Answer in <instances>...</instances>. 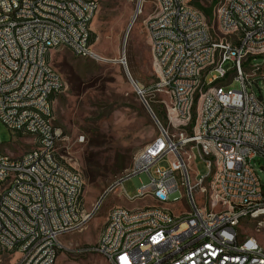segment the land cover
I'll return each mask as SVG.
<instances>
[{"label": "built area", "instance_id": "2783aa9c", "mask_svg": "<svg viewBox=\"0 0 264 264\" xmlns=\"http://www.w3.org/2000/svg\"><path fill=\"white\" fill-rule=\"evenodd\" d=\"M173 1L156 0V12L146 21L154 69L158 81L191 88L192 98L181 100V94L156 90L155 83L149 89L170 94L168 121L189 132L188 141H193L209 173L193 183L184 143H178L157 118L156 147L148 143L142 148L133 165L106 191L115 186L126 191L127 179L142 177L141 191L129 195V200L150 202L146 207H113L103 238L93 246L67 248L61 238L81 231L72 230L65 204L72 194H80L78 215H84L85 175L63 160L60 144L68 136L61 126L38 129L37 121H55V115L47 113L48 99L65 90L62 74L50 70L51 54L75 48L77 56L99 58L91 43L96 2L0 0V120L16 137L28 136L32 143H40L39 152L14 156L5 151L0 138V181L11 188V195H4V203L11 204L10 214H3L0 203V253L11 256V264H17L20 253H27V264H54L56 251L63 249L95 251L109 264H264V234L250 242L251 224H239L243 214L264 212V184L253 166L257 158H264V65L252 63L264 54L258 53L264 19H257L264 0H235L225 3L224 12H215L220 31L237 38V46L229 47V52H222L228 40L215 37L206 17L199 15L198 28H191L192 13L175 15ZM137 10L142 11V1ZM201 24L209 25L211 36L200 34ZM166 29L179 33L184 49L167 41ZM196 46H203L204 56L196 55ZM190 57L211 58V65H190ZM174 60H181V67H174ZM239 64H248L246 74H238ZM196 79H203L202 87H194ZM222 79L238 80L242 87L230 92L222 87ZM134 86L144 97V87ZM199 89L197 116L190 126ZM210 95H217L216 104H207ZM18 110H25V117H18ZM37 111H44V118H37ZM27 121H35L33 134L21 133ZM78 141L84 139L79 136ZM220 144H227V151H220ZM216 152L225 155L223 188L208 193L207 186L206 195H199L200 185H206L215 170ZM166 159L167 166L162 164ZM27 176H35V183H27ZM230 176H238V186H230ZM182 186H197L195 204H188ZM13 190H20V201L12 200ZM24 192H32V203H24ZM181 198L188 208L180 214L161 209V202L176 203ZM41 212H51V220H41ZM159 222L173 223V230H160ZM27 233H35V240L26 241ZM14 234H23L20 251L4 252ZM169 255H176L175 263H168Z\"/></svg>", "mask_w": 264, "mask_h": 264}, {"label": "rangeland", "instance_id": "374dc122", "mask_svg": "<svg viewBox=\"0 0 264 264\" xmlns=\"http://www.w3.org/2000/svg\"><path fill=\"white\" fill-rule=\"evenodd\" d=\"M139 1H142V11L133 22ZM196 1L209 5L213 0ZM186 2L191 4L190 0ZM221 2L222 0H217L214 13L218 12ZM97 3L98 13L92 22V47L101 58L77 56L66 48L51 54L53 66L65 80V90L57 96L55 104L54 122L61 126L68 136V139L61 142L60 152L67 164L84 173L86 206L91 211L95 210L84 230L61 238L67 248L95 245L113 207H146L147 202H150L148 199L130 201L120 187L106 191L133 165L136 154L158 135L155 106H160L168 112L172 101L167 93L169 91L155 92L149 89L155 83V89L158 90L156 84L159 82L146 25V21L156 12V0H97ZM211 26L218 40L234 39L233 36L220 31L215 15ZM252 63L264 65V54L257 55ZM244 66L248 67V64ZM133 82L144 87V97L138 94ZM202 86L203 79H200L197 87ZM241 87L240 81L233 80L225 89L240 90ZM256 91L259 93L257 88ZM201 92L202 89H199L195 98V120ZM261 94L264 98L263 86ZM165 127L178 140L189 136L185 127H172L170 121ZM79 136H84V141H78ZM0 138L5 151L14 156L33 147L28 136L16 137L1 120ZM184 149L189 156L190 173L195 183L208 175L209 170L193 143L184 144ZM162 164L167 166L168 160H164ZM253 166L264 184V158H257L253 161ZM215 173L216 168L210 174L206 185L199 189V195H206L207 186L208 193H214L211 183ZM138 180L139 177L134 176L124 182L129 195H135ZM181 189L183 191V188ZM187 208L185 198L167 204V209L175 215ZM241 224H251L248 235L259 239V234H264L263 228L259 227L256 221L247 218ZM11 262V256L0 253V264ZM57 264L109 263L95 251L75 252L63 249L58 255Z\"/></svg>", "mask_w": 264, "mask_h": 264}, {"label": "bare ground", "instance_id": "6f19581e", "mask_svg": "<svg viewBox=\"0 0 264 264\" xmlns=\"http://www.w3.org/2000/svg\"><path fill=\"white\" fill-rule=\"evenodd\" d=\"M91 2H96V11H98V3L97 0H89ZM235 0H222L221 5L218 8V12H224L225 3H234ZM172 9L175 15H183L184 12L192 13L191 14V28H198L199 24V15L201 17H206L202 12H200L197 8L187 3L184 0L183 7L181 6V0H174L172 2ZM141 11L137 10V13L133 17L132 21L134 22L138 17ZM257 19H264V11H257ZM148 30L150 34V27L148 25ZM200 34L202 36H211V29H209L208 24L200 25ZM93 33H91V43L93 39ZM260 35H264V25L260 27ZM166 38L167 41L173 43L176 49H184V41L179 37V33L174 32L173 29H166ZM237 46V38H234L232 41H228V44H222V52H229V47ZM75 54V48H68ZM258 53H264V39L262 40V44L258 46ZM77 55V54H75ZM98 55V54H97ZM196 55L204 56V48L203 46H196ZM99 58L101 56L98 55ZM211 63V58H198V57H190V65L194 66H207ZM245 64H239L238 66V74H246L248 72V67L244 66ZM174 67H181V60H174ZM50 70L54 71V73H60L55 69L50 63ZM200 83V79L194 80V87H197ZM231 83V79H222V87L225 88L227 84ZM158 90H170L173 94H181V100H191L192 98V90L188 87H183L181 84L176 83H168L167 81H159L156 84ZM239 90L230 89V92H238ZM61 94V92H54V96H49L48 105H47V113L49 115H55L54 104L56 96ZM217 95L207 96V104H216ZM18 117H25V110H18ZM37 118H44V111H37ZM33 128H35V121H27V125H21V133L23 134H33ZM38 129H59V126L55 124L54 121H47L45 119H38L37 121ZM62 129V128H61ZM172 136V135H171ZM84 139V136H81ZM189 136H185L178 140V143L191 144L193 141H188ZM157 145V137L154 138L152 142L149 143V147H156ZM32 149L26 151V154H34V152L40 151V143H32ZM220 151H227V144H220ZM216 168V173L214 179L211 183V187L213 192L215 193L217 190H222L224 184V175H225V155L223 152H216V160L213 161V169ZM213 172V171H212ZM211 172V174H212ZM27 183H35V176H27ZM230 186H238V176H230ZM120 187L122 192L129 199V194L127 191H123V186H115V188ZM202 185H200V188ZM183 191L181 189V194L188 195V204H195V194L197 193V186H182ZM199 188V189H200ZM141 191V183H138L137 191ZM4 195H11V188H4V181H0V203L2 205L3 214H10L11 212V204L4 203ZM12 200L20 201V190L12 191ZM24 203H32V192H24ZM169 202H161V209H167V204ZM81 205V195L80 194H72V200H70L69 204H65L66 218L71 219L72 222V230L73 231H82L87 226V220H91L95 210H89L86 206V201L84 203V215H78V208ZM249 218L250 220L256 221L259 227H262L264 230V212H257L254 214H243L239 217V224L243 222V220ZM41 220H51V212H41ZM160 230H173V223L167 222H159ZM106 233V225L102 228V231L99 235V238H103ZM248 239L250 242H257L259 239L255 236L248 235ZM35 233H27L26 241H34ZM23 244V234H14L11 237V245H4V252H19L20 245ZM61 251H56V255L54 256V264H57V258ZM176 255L168 256V263H175ZM17 264H27V253H20L19 259L17 260ZM154 264H166V262H156Z\"/></svg>", "mask_w": 264, "mask_h": 264}, {"label": "trees", "instance_id": "16d2710c", "mask_svg": "<svg viewBox=\"0 0 264 264\" xmlns=\"http://www.w3.org/2000/svg\"><path fill=\"white\" fill-rule=\"evenodd\" d=\"M190 3L193 4L195 7H197L200 11H202V13L206 16L209 24H211V20H212L213 16L215 15L214 6L217 3V0H213L212 3L209 5H202L199 2H197L196 0H190ZM215 18H216V15H215ZM93 41H94V36H93L92 42ZM155 109H156L155 113L158 116L159 120L163 124L166 125L168 123L167 111L164 110V108H161L160 106H157V105L155 106ZM194 122H195V116L193 115L192 125L194 124Z\"/></svg>", "mask_w": 264, "mask_h": 264}, {"label": "crops", "instance_id": "0c3cea01", "mask_svg": "<svg viewBox=\"0 0 264 264\" xmlns=\"http://www.w3.org/2000/svg\"><path fill=\"white\" fill-rule=\"evenodd\" d=\"M50 63L52 64V62H50ZM52 66H53V64H52ZM53 67H54V66H53ZM54 68H55V67H54ZM55 69H56V68H55ZM165 90H166V91H169L170 93H172V92H171L170 90H168V89H165ZM56 101H57V96H56V99H55V104H56ZM55 104H54V110H55ZM140 179H143V178L140 177L139 180H140ZM139 180H138V181H139ZM103 227H104V226H103ZM101 231H102V230H101ZM100 233H101V232H100Z\"/></svg>", "mask_w": 264, "mask_h": 264}, {"label": "water", "instance_id": "95a60500", "mask_svg": "<svg viewBox=\"0 0 264 264\" xmlns=\"http://www.w3.org/2000/svg\"><path fill=\"white\" fill-rule=\"evenodd\" d=\"M122 60V59H121Z\"/></svg>", "mask_w": 264, "mask_h": 264}]
</instances>
